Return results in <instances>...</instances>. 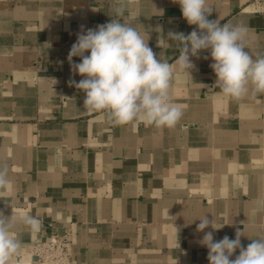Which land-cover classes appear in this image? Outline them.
<instances>
[{"label":"crops","instance_id":"1","mask_svg":"<svg viewBox=\"0 0 264 264\" xmlns=\"http://www.w3.org/2000/svg\"><path fill=\"white\" fill-rule=\"evenodd\" d=\"M250 2L208 0L209 19L244 24L255 57L264 20ZM117 7L174 67L169 93L183 116L172 128L115 125L70 84L83 79L71 69L80 58L68 59L77 34ZM195 28L175 0H0V165L10 180L0 210L47 226L18 229L14 264H31L32 246L67 229L73 264H209L196 230L204 216L219 228L205 229L214 240L240 229L246 247L264 236V94L224 95L210 50L190 57L189 74L177 64L181 45L168 34Z\"/></svg>","mask_w":264,"mask_h":264},{"label":"clouds","instance_id":"2","mask_svg":"<svg viewBox=\"0 0 264 264\" xmlns=\"http://www.w3.org/2000/svg\"><path fill=\"white\" fill-rule=\"evenodd\" d=\"M175 2L186 22L196 26L187 35L168 34L181 45L177 64L189 74L194 68L190 57L210 50L213 60L210 67L224 95L242 99L250 92L264 94V54L257 53L254 57L250 53L248 28L242 23L222 24L218 19H209L213 12L208 0ZM124 12L123 7H117V18L77 34L68 59L71 62L73 57L80 58L81 62L71 63V69L83 79L71 80L70 84L84 93L83 104L89 112H97L115 125L136 121L157 128H172L183 116V107L174 103L169 93L174 67L158 58L143 33L127 21H121ZM9 184L8 168L0 165V189ZM198 219L196 230L204 232L198 243L208 249L209 264H264V236L250 239L244 247L241 244L244 234L238 229L235 239L225 235L217 241L212 231L205 232L209 227L219 229L214 227V219L206 216ZM42 226V221L30 214L21 216L11 210L5 215L0 210V264L19 261L22 242L17 232L20 227L39 232ZM237 250L239 254L233 259Z\"/></svg>","mask_w":264,"mask_h":264},{"label":"built area","instance_id":"3","mask_svg":"<svg viewBox=\"0 0 264 264\" xmlns=\"http://www.w3.org/2000/svg\"><path fill=\"white\" fill-rule=\"evenodd\" d=\"M246 10L264 20V0H251ZM42 227L47 228L44 224ZM30 254L33 258L31 264H73L71 229H67L63 235L50 233L45 240L31 247Z\"/></svg>","mask_w":264,"mask_h":264}]
</instances>
